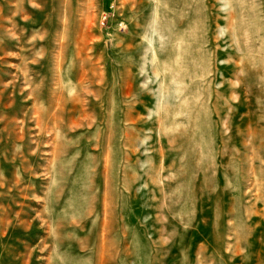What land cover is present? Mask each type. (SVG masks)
I'll list each match as a JSON object with an SVG mask.
<instances>
[{
  "label": "rangeland",
  "instance_id": "obj_1",
  "mask_svg": "<svg viewBox=\"0 0 264 264\" xmlns=\"http://www.w3.org/2000/svg\"><path fill=\"white\" fill-rule=\"evenodd\" d=\"M0 264H264V0H0Z\"/></svg>",
  "mask_w": 264,
  "mask_h": 264
}]
</instances>
